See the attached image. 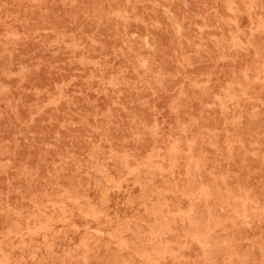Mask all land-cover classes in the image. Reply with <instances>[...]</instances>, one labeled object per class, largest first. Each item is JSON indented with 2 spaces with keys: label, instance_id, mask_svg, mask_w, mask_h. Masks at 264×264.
<instances>
[{
  "label": "rangeland",
  "instance_id": "374dc122",
  "mask_svg": "<svg viewBox=\"0 0 264 264\" xmlns=\"http://www.w3.org/2000/svg\"><path fill=\"white\" fill-rule=\"evenodd\" d=\"M0 264H264V0H0Z\"/></svg>",
  "mask_w": 264,
  "mask_h": 264
},
{
  "label": "bare ground",
  "instance_id": "6f19581e",
  "mask_svg": "<svg viewBox=\"0 0 264 264\" xmlns=\"http://www.w3.org/2000/svg\"><path fill=\"white\" fill-rule=\"evenodd\" d=\"M125 12V11H124ZM145 61V60H144ZM144 65V64H143ZM146 161V160H145ZM126 169V168H125ZM104 173V172H103ZM128 173V172H127ZM122 175V174H121ZM100 183V182H99ZM99 187V186H98ZM115 187H117V186H115ZM108 191V190H107ZM107 196V195H106ZM101 198V197H100ZM91 204H93V203H91ZM158 215V214H157ZM94 221H95V219H94ZM66 223V222H65ZM68 223V222H67ZM19 231V230H18ZM206 235V234H205ZM20 239H22L21 237H20ZM258 240V239H257ZM260 240V239H259ZM200 245V244H199ZM262 245V244H261ZM256 246V245H255ZM209 247V246H208ZM204 250H206V249H204ZM257 252H258V250H257ZM137 254V253H136ZM256 255V254H255ZM241 256V255H240ZM114 259V258H113ZM116 259V258H115ZM120 259V258H119ZM259 259V258H258ZM112 261V260H111ZM125 262V261H124ZM153 262V261H152ZM123 263V262H122Z\"/></svg>",
  "mask_w": 264,
  "mask_h": 264
}]
</instances>
